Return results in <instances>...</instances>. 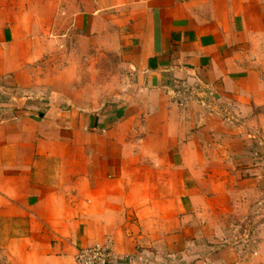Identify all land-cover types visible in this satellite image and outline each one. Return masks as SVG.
Returning a JSON list of instances; mask_svg holds the SVG:
<instances>
[{"label":"crops","instance_id":"obj_1","mask_svg":"<svg viewBox=\"0 0 264 264\" xmlns=\"http://www.w3.org/2000/svg\"><path fill=\"white\" fill-rule=\"evenodd\" d=\"M263 34L264 0H0V264H264Z\"/></svg>","mask_w":264,"mask_h":264},{"label":"rangeland","instance_id":"obj_2","mask_svg":"<svg viewBox=\"0 0 264 264\" xmlns=\"http://www.w3.org/2000/svg\"><path fill=\"white\" fill-rule=\"evenodd\" d=\"M249 48H248V57L251 60V68L255 72H261L262 75H264V34L261 36H254L252 39L248 42ZM256 120L254 121L253 126L246 127V129L241 130L236 134L235 137H239L240 141L238 144H236V153L242 155L248 152H252L255 154L256 158L259 159L260 155L264 156V145L260 144L263 143V138H264V126L261 128V116L263 115H258L256 114ZM230 120L233 122L234 119L236 118L233 114H230L229 116ZM264 120V119H263ZM248 135L254 136L255 140L254 141V147L249 146V144H246V137ZM222 223H223V229H227V225L229 224L228 220H225V217H222ZM237 219V218H236ZM235 219V221H236ZM238 223V222H237ZM229 230V229H228ZM229 234L225 233L224 236Z\"/></svg>","mask_w":264,"mask_h":264},{"label":"built area","instance_id":"obj_3","mask_svg":"<svg viewBox=\"0 0 264 264\" xmlns=\"http://www.w3.org/2000/svg\"><path fill=\"white\" fill-rule=\"evenodd\" d=\"M114 254L112 241L104 244H95L77 251L76 264H109Z\"/></svg>","mask_w":264,"mask_h":264}]
</instances>
